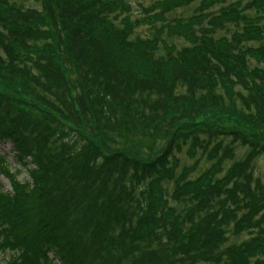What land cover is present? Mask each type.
I'll return each instance as SVG.
<instances>
[{"label": "trees", "instance_id": "trees-1", "mask_svg": "<svg viewBox=\"0 0 264 264\" xmlns=\"http://www.w3.org/2000/svg\"><path fill=\"white\" fill-rule=\"evenodd\" d=\"M143 2L0 0L8 264H264V0Z\"/></svg>", "mask_w": 264, "mask_h": 264}, {"label": "rangeland", "instance_id": "rangeland-1", "mask_svg": "<svg viewBox=\"0 0 264 264\" xmlns=\"http://www.w3.org/2000/svg\"><path fill=\"white\" fill-rule=\"evenodd\" d=\"M153 0H144L143 4L144 5H148L152 2ZM235 0H227L228 2H233ZM135 4V3H134ZM226 4V3H225ZM25 5L27 7H31V8H36L39 9V6L36 3H32V2H26ZM196 4H193L192 6L188 7V8H181V9H176L175 11H173V16L176 17H188L192 14V11L194 10ZM219 6L216 5L215 8L217 9ZM137 4L133 5V11L137 12ZM149 26L148 25H141L139 26L135 31L136 34L145 37L149 34ZM180 41V40H179ZM261 68L264 69V65H260ZM237 147V157L240 158L242 157V155H245V153L247 152L246 148L240 147V146H236ZM0 151L2 153H4L5 155L8 156V159L11 158V154H10V146L6 145V146H0ZM180 159L182 162H185L186 164H190L191 160H189L185 154H181L180 155ZM206 165L202 162L200 164V169H203ZM253 168H254V176L258 177L259 179H261V181L264 183V153L258 155L253 163ZM11 172H14V168L11 169ZM26 178V174L23 172L22 174H20L17 179L22 180ZM4 189L8 190V182L6 179L0 178ZM0 264H8L7 260L5 259L4 256L0 255Z\"/></svg>", "mask_w": 264, "mask_h": 264}]
</instances>
